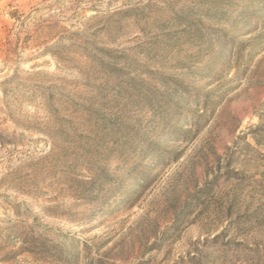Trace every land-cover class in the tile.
I'll list each match as a JSON object with an SVG mask.
<instances>
[{
	"label": "rangeland",
	"instance_id": "obj_1",
	"mask_svg": "<svg viewBox=\"0 0 264 264\" xmlns=\"http://www.w3.org/2000/svg\"><path fill=\"white\" fill-rule=\"evenodd\" d=\"M0 264H264V0H0Z\"/></svg>",
	"mask_w": 264,
	"mask_h": 264
}]
</instances>
